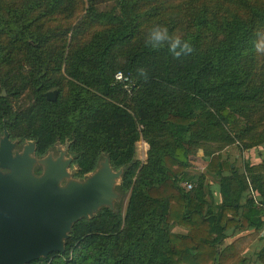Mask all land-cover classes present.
I'll list each match as a JSON object with an SVG mask.
<instances>
[{
    "label": "trees",
    "instance_id": "1",
    "mask_svg": "<svg viewBox=\"0 0 264 264\" xmlns=\"http://www.w3.org/2000/svg\"><path fill=\"white\" fill-rule=\"evenodd\" d=\"M75 1L0 0V132L5 123L11 140H33L38 155L68 141L77 178L107 156L114 170L122 168L120 200L76 222L63 252L28 264H246L242 253L264 224V163L246 166L261 199L240 206L247 178L232 169L223 175L230 167L217 153L236 141L246 148L264 143V129L251 122L264 104L255 47L264 40V0H116L110 13L89 2L79 24H110L90 43L79 46L77 26L45 35V16ZM80 1L69 17L84 11ZM165 1L176 4L164 7ZM157 27L193 51L174 58L171 39L152 38ZM57 35L69 37L65 57L50 51ZM118 71L135 81L131 96L114 82ZM27 89L29 106L15 110ZM52 89L56 101L43 94ZM119 94L121 102L109 100ZM140 138L149 145L145 162L136 157ZM199 148L211 156L208 169L220 175L231 200L215 205L208 192L206 200L202 174L186 171ZM184 181L194 187L186 190ZM251 228L224 244L229 229ZM257 258L264 264V247Z\"/></svg>",
    "mask_w": 264,
    "mask_h": 264
},
{
    "label": "water",
    "instance_id": "2",
    "mask_svg": "<svg viewBox=\"0 0 264 264\" xmlns=\"http://www.w3.org/2000/svg\"><path fill=\"white\" fill-rule=\"evenodd\" d=\"M56 90L45 92L47 100ZM52 100H55L53 98ZM6 128L0 135V264H28L63 252L73 225L120 200L122 168L107 156L82 178L71 176V158L34 156V142L15 149ZM40 166V174L35 167Z\"/></svg>",
    "mask_w": 264,
    "mask_h": 264
},
{
    "label": "crops",
    "instance_id": "3",
    "mask_svg": "<svg viewBox=\"0 0 264 264\" xmlns=\"http://www.w3.org/2000/svg\"><path fill=\"white\" fill-rule=\"evenodd\" d=\"M142 141L144 144L143 149L147 157L149 145L143 139ZM217 154L220 155L221 162H226L227 164H229L230 167L229 169L223 171V175H231L230 169H232L236 170L238 173H243V175H245V177L247 178L248 189H246L242 193V197L239 200L240 206H242L248 198H252L256 201H259L261 197L259 195V192L256 191V189L254 190L253 186L250 183L251 180L248 177L246 166H257L259 164L264 163V143L250 148H246L241 143L236 141L234 144L225 146ZM145 160L142 162H145ZM210 161L211 156L205 155L203 149L199 148L195 153H192L188 156V164L186 171L191 175L202 174L204 182L203 190L205 193L206 200L208 192L210 193V195L208 196V200L215 205H220L223 201H229L231 200V198H229L227 194H223L221 190L222 186L220 175L217 172H213L208 169ZM202 164L204 166H202ZM184 183H191L194 187V182L192 183L191 181H184L181 185H183ZM240 211H242V209ZM259 218L262 222H264V212L260 214ZM173 231L182 233L184 232V230L179 227H174ZM256 231V236L242 253V255L247 259L246 264H263L257 258V254L264 247V224L260 229ZM228 232L230 235H228L224 240L225 245L231 243L234 239L238 237L251 234L255 232V230L253 228L243 231L229 229Z\"/></svg>",
    "mask_w": 264,
    "mask_h": 264
},
{
    "label": "rangeland",
    "instance_id": "4",
    "mask_svg": "<svg viewBox=\"0 0 264 264\" xmlns=\"http://www.w3.org/2000/svg\"><path fill=\"white\" fill-rule=\"evenodd\" d=\"M84 1V11H82V13H73V16L69 17L68 16V10L71 9H75V8H80L81 6V1L80 0H76L75 4H70L67 5L66 9L62 10L59 13H55L51 16H45V20L41 21L40 23H42L43 25V29L45 30V35L47 36H51L54 32L60 30V29H65V28H72L77 26V28L80 29V31H78V33L76 34V42L79 44V46H82L84 44H88L90 43L96 36L95 34L98 32H102L104 31L108 26H110V24L108 23H100V24H92V25H84L81 26L79 24V22L81 21V16L83 15L84 12H86V7L88 5V3L90 2L91 4L94 3L96 4L94 6V8H96V10H100V11H106L107 13L112 12L113 10L117 9V4H116V0H83ZM140 3H143L144 0H139ZM163 4L161 0H157L156 3ZM174 1H165L164 2V7H166V4L171 3L172 5L176 4V3H172ZM156 3H152V4H156ZM67 4V2L65 3V5ZM87 15H89V12L87 13ZM85 17H86V13H85ZM84 17V18H85ZM85 27V28H84ZM52 38L50 40V42L48 43L50 47L54 48V50H50L52 52H60L61 54H63V57H65V53H66V49H65V45L69 40L68 38H61L59 35H57L55 38ZM63 40L65 41V43L63 42ZM264 41V40H263ZM64 50V52H62ZM259 53V60H260V64L261 67L264 68V52H258ZM54 65H51V68L53 69ZM261 72L264 73V69H261ZM61 73L64 74L63 72V65L61 68ZM63 94H65L68 90V86L65 85L63 88ZM32 94L31 91L29 89H27L21 96L20 98H18V100H15L13 102V106L15 110H21L24 109L26 107L29 106L30 100H31ZM264 99V97H263ZM109 100L111 102L114 103H119L122 101V97L121 95H116L113 97H110ZM264 103V102H262ZM251 122L255 125L256 129H258L259 131L264 129V104H260L258 105V107L255 109V112L253 114V119L251 120ZM38 126V125H36ZM28 141H33V140H28ZM26 142V141H25ZM34 142V141H33ZM64 144L61 143L60 145V149L63 150L64 146H62ZM144 144L142 139L140 138L136 143H135V152H136V157L137 159H139L140 161H144L145 157H146V153L144 151ZM78 170V166L77 165H70L69 167V171L72 177L77 178L75 176H73V172ZM86 175V174H85ZM84 175V176H85ZM80 179V178H78ZM128 202V195L126 197H124L123 201H122V209L124 210L126 208V204Z\"/></svg>",
    "mask_w": 264,
    "mask_h": 264
},
{
    "label": "clouds",
    "instance_id": "5",
    "mask_svg": "<svg viewBox=\"0 0 264 264\" xmlns=\"http://www.w3.org/2000/svg\"><path fill=\"white\" fill-rule=\"evenodd\" d=\"M151 36L157 42H163V41L171 39L169 51L173 53L174 58L179 57L182 53H191L193 51L191 44L185 40H183V43H182V38L179 35H175L174 38H170L169 31L166 27H163L162 30L159 27H157L156 30L151 32ZM160 47H161V44L152 45L153 49H158ZM255 47H256L257 52H264V41L256 43ZM177 49H179V51H177Z\"/></svg>",
    "mask_w": 264,
    "mask_h": 264
},
{
    "label": "flooded vegetation",
    "instance_id": "6",
    "mask_svg": "<svg viewBox=\"0 0 264 264\" xmlns=\"http://www.w3.org/2000/svg\"><path fill=\"white\" fill-rule=\"evenodd\" d=\"M52 90H55V89H52ZM49 91H51V90H49ZM46 92H47V91H46ZM56 92H57V90H56ZM57 93H58V92H57ZM43 94H44V96H45V92H43ZM50 97H51V100H50V101H56V99H57V94H56V95H51ZM45 98H46V97H45ZM53 98H55V100H52ZM4 128H6V127H5V123L3 124L2 132H3V129H4ZM2 132H0V135L2 134ZM8 133H9V132H8ZM12 141H14V140H12ZM16 141H17V143H16V145H15V149H17V150H21L22 147H23V145L25 144V142H24V143H20L18 140H16ZM27 141H28V140H27ZM60 145H61V143H60V142H57V143L55 144V146L53 147V149L48 150V151L46 152V154H47L48 152H51L52 155H53L54 157H57V156H59L61 153H63V155H64L65 158H71V166L74 165V162H73V161H74V158H73V156H72V155L70 154V152H69V142L66 141V142L64 143V145H62V146H64L63 150L60 149ZM34 149H35V152H34V156H35V157H37V158H42V157L45 156V153H44L43 155H38V154H37V150H36V145H35V143H34ZM41 171H42V168H41L40 166H36V167H35V173H36V174H40Z\"/></svg>",
    "mask_w": 264,
    "mask_h": 264
},
{
    "label": "built area",
    "instance_id": "7",
    "mask_svg": "<svg viewBox=\"0 0 264 264\" xmlns=\"http://www.w3.org/2000/svg\"><path fill=\"white\" fill-rule=\"evenodd\" d=\"M114 82L121 85L122 89L127 93V95L131 96L133 90H135L136 85L135 81L131 78L129 74H125L122 71H118L114 75ZM202 166H204L202 164ZM186 190H191L193 185L191 183H184L182 185Z\"/></svg>",
    "mask_w": 264,
    "mask_h": 264
}]
</instances>
